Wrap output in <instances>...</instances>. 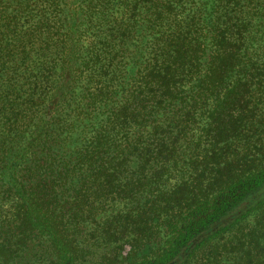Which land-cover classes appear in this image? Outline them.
<instances>
[{"label":"trees","instance_id":"trees-1","mask_svg":"<svg viewBox=\"0 0 264 264\" xmlns=\"http://www.w3.org/2000/svg\"><path fill=\"white\" fill-rule=\"evenodd\" d=\"M0 258L264 264V0H0Z\"/></svg>","mask_w":264,"mask_h":264},{"label":"rangeland","instance_id":"rangeland-1","mask_svg":"<svg viewBox=\"0 0 264 264\" xmlns=\"http://www.w3.org/2000/svg\"><path fill=\"white\" fill-rule=\"evenodd\" d=\"M42 246H43V252H41L40 254H42V260H44V262L47 263L48 260H50L53 255H52V252L51 250L49 249V245L48 244H43L42 243ZM0 263H1V258H0Z\"/></svg>","mask_w":264,"mask_h":264}]
</instances>
